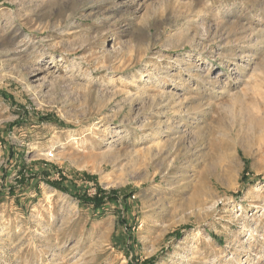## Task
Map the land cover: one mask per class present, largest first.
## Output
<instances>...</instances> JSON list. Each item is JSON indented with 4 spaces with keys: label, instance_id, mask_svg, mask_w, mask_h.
Masks as SVG:
<instances>
[{
    "label": "rangeland",
    "instance_id": "obj_1",
    "mask_svg": "<svg viewBox=\"0 0 264 264\" xmlns=\"http://www.w3.org/2000/svg\"><path fill=\"white\" fill-rule=\"evenodd\" d=\"M0 264H264V0H0Z\"/></svg>",
    "mask_w": 264,
    "mask_h": 264
},
{
    "label": "trees",
    "instance_id": "obj_2",
    "mask_svg": "<svg viewBox=\"0 0 264 264\" xmlns=\"http://www.w3.org/2000/svg\"><path fill=\"white\" fill-rule=\"evenodd\" d=\"M53 185L62 190V191H67L65 186H63L61 184V182H54ZM115 197V193L114 191H111L109 194H99V195H94L93 197H85L83 196L82 198H79L80 199V202L83 206H89V207H92V209L94 210H97L101 207H103V205L106 203V202H111Z\"/></svg>",
    "mask_w": 264,
    "mask_h": 264
}]
</instances>
